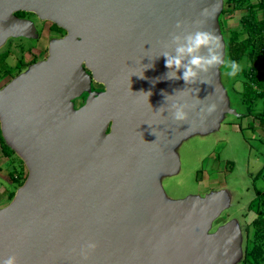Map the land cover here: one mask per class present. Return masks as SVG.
<instances>
[{
	"label": "water",
	"instance_id": "water-1",
	"mask_svg": "<svg viewBox=\"0 0 264 264\" xmlns=\"http://www.w3.org/2000/svg\"><path fill=\"white\" fill-rule=\"evenodd\" d=\"M224 5L225 0H0V48L9 38L36 35L34 23L17 11L65 31L49 40L46 58L0 87V132L27 170L10 202L0 207V260H243L244 223L236 216L217 220L230 208L229 188L175 199L162 186V178L180 168L181 142L218 131L227 114L242 116L221 82L220 66L228 57L220 26ZM198 30L217 41L185 52L179 68L166 66L165 53L175 57L178 45ZM212 54L220 59L206 70L190 65L193 56ZM185 65L197 72L187 82ZM93 83L103 89L93 90ZM174 104L184 106L185 120L173 119Z\"/></svg>",
	"mask_w": 264,
	"mask_h": 264
},
{
	"label": "rangeland",
	"instance_id": "rangeland-1",
	"mask_svg": "<svg viewBox=\"0 0 264 264\" xmlns=\"http://www.w3.org/2000/svg\"><path fill=\"white\" fill-rule=\"evenodd\" d=\"M230 6L225 4V9ZM244 13V8L233 12L227 10L221 18L234 30L239 27L240 15ZM258 17H263V11L260 9ZM229 31L230 29L226 30V40ZM48 35V32L43 33L44 42L35 48L36 52H45L50 37ZM243 36L241 34V37ZM30 42L28 40L26 44ZM30 46H34V41ZM30 46L19 40H12L0 48V87L26 67L25 58ZM244 60L243 58L237 64L238 70L234 75H230L232 69L227 63L230 61L228 57L220 66L221 82L228 93L230 105L241 114L246 111V106L241 102L242 78L238 72L250 66ZM262 105V99H259L255 110L262 108ZM224 119L218 131L194 134L176 147L180 168L175 175L163 177L162 186L166 195L175 199L189 194L204 195L212 188H229L230 208L217 220L238 217L242 225L244 223L247 242L249 231L254 229L249 227V224L256 218V204L258 201L263 203L264 199V124L251 115L242 117L227 114ZM249 122L254 125L253 130L248 129ZM3 205L5 203L0 202V207ZM217 220L214 226L218 223Z\"/></svg>",
	"mask_w": 264,
	"mask_h": 264
},
{
	"label": "trees",
	"instance_id": "trees-1",
	"mask_svg": "<svg viewBox=\"0 0 264 264\" xmlns=\"http://www.w3.org/2000/svg\"><path fill=\"white\" fill-rule=\"evenodd\" d=\"M251 0H225V4L231 5L223 9L222 15L229 10L246 13L240 15L239 27L232 30L225 19H220V26L223 33L230 29L227 38V55L231 62L240 63L244 58L250 66L239 70L242 78V90L240 91L241 102L246 106L242 117L253 116L264 124V0L250 2ZM225 6V5H224ZM258 9L263 11V17H258ZM241 34L244 36L241 37ZM262 99V108L255 110L257 101ZM253 130L252 122L248 123ZM2 145L12 151L4 142L1 132ZM22 184V181L19 185ZM259 193V192H257ZM255 199L251 202L253 206ZM262 204V205H261ZM256 204V218L249 224L250 230L245 244L244 258L239 264H264V199L263 203Z\"/></svg>",
	"mask_w": 264,
	"mask_h": 264
},
{
	"label": "clouds",
	"instance_id": "clouds-1",
	"mask_svg": "<svg viewBox=\"0 0 264 264\" xmlns=\"http://www.w3.org/2000/svg\"><path fill=\"white\" fill-rule=\"evenodd\" d=\"M174 41H179L180 37L175 36L173 37ZM187 44H179L176 48L177 55L175 57H168L167 53H165L166 58V66L171 67L175 65L177 68L181 65V57L182 55L187 53H192L194 50L199 49L202 45H208L210 42L217 41V37L209 32L204 30H198L195 34H189L186 37ZM219 46V45H217ZM212 49H209L211 52ZM220 57L216 54H212L210 57L201 58L199 56H193L190 60V65L196 66L198 69L206 70V67L213 66L219 61ZM228 65L231 67L232 71L230 75H234L235 72L238 70V66L235 62H227ZM185 71L182 74V78L184 81H189L190 79L194 78L197 75V72L193 70L191 66L185 65ZM172 117L177 121H183L187 118V113L184 111V106L182 105H173ZM213 106L209 107V111L212 110ZM89 248L94 247L93 244L88 245ZM0 264H16V257L9 256L6 259L0 260Z\"/></svg>",
	"mask_w": 264,
	"mask_h": 264
},
{
	"label": "flooded vegetation",
	"instance_id": "flooded-vegetation-1",
	"mask_svg": "<svg viewBox=\"0 0 264 264\" xmlns=\"http://www.w3.org/2000/svg\"><path fill=\"white\" fill-rule=\"evenodd\" d=\"M15 15L19 18H23V19H29L34 23L35 29H36V35L34 37H17V38H9L6 43L4 45H6L8 42L12 41V40H19L21 41L24 45H31L32 41H34V46H30V48L27 50L28 54L25 58V65L26 67L37 61V60H41L46 58L47 56V46H46V50L45 52H36L35 48L39 47V44L44 42V37H43V33L44 32H48V36L49 40L52 37H60L63 36L65 34V31L60 28L59 26H57L56 24H54L53 22L49 21V20H42L40 18H38L37 15H35L34 13L31 12H26V11H17L15 12ZM29 40V44H26V42H28ZM23 62V60H22ZM92 89L93 90H102L103 86L98 84V83H93L92 84ZM86 98V93H84L83 95H81L78 99L75 100L76 106H80L81 104L84 103V100ZM80 102V103H79ZM79 103V104H78Z\"/></svg>",
	"mask_w": 264,
	"mask_h": 264
},
{
	"label": "crops",
	"instance_id": "crops-1",
	"mask_svg": "<svg viewBox=\"0 0 264 264\" xmlns=\"http://www.w3.org/2000/svg\"><path fill=\"white\" fill-rule=\"evenodd\" d=\"M26 174L27 170L22 160L13 150L10 151L2 145L0 137V202H4L5 205L10 202L15 190L19 187V183L24 181Z\"/></svg>",
	"mask_w": 264,
	"mask_h": 264
}]
</instances>
